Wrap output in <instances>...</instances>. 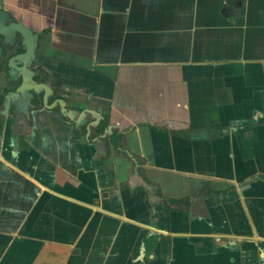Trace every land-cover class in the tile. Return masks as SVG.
<instances>
[{
  "label": "crops",
  "instance_id": "0c3cea01",
  "mask_svg": "<svg viewBox=\"0 0 264 264\" xmlns=\"http://www.w3.org/2000/svg\"><path fill=\"white\" fill-rule=\"evenodd\" d=\"M0 7L53 89L0 88V264H264V0Z\"/></svg>",
  "mask_w": 264,
  "mask_h": 264
},
{
  "label": "water",
  "instance_id": "95a60500",
  "mask_svg": "<svg viewBox=\"0 0 264 264\" xmlns=\"http://www.w3.org/2000/svg\"><path fill=\"white\" fill-rule=\"evenodd\" d=\"M9 19V13L0 8V35L3 36L6 42L14 43L15 38L19 35L23 43L24 52L16 54L9 59V65L20 62V65L16 66V70L21 74V83L18 88L6 95L7 103L10 102L11 97L16 102L19 111L27 112L26 105L27 101L32 97V92H38L41 87L45 89V104L47 105L48 93L51 92V87L45 83H38L35 81V72L31 68L32 63L36 60V50L38 45L39 33L34 31L33 28L29 27L22 21L12 20L6 22ZM12 40V41H11ZM21 105V106H20ZM61 107L63 111L69 112L65 109V101H61Z\"/></svg>",
  "mask_w": 264,
  "mask_h": 264
},
{
  "label": "flooded vegetation",
  "instance_id": "af4514ba",
  "mask_svg": "<svg viewBox=\"0 0 264 264\" xmlns=\"http://www.w3.org/2000/svg\"><path fill=\"white\" fill-rule=\"evenodd\" d=\"M0 8L9 13V19L6 22H10V21L14 20V18H12V13L9 10L2 8V7H0ZM20 43L22 44L21 37L19 35L15 38L14 43L10 44L8 42V45H10V48L9 47L8 48L10 50H9V57L7 58V65L10 66L9 67L10 72H8V74H7L8 76L6 77L7 78L6 79V86H9L8 87L9 90H7V92L5 93L6 95L14 92L18 88L19 84L21 83V74H18L19 72L16 70V66L20 65V62L17 61L15 66L13 65V63L11 65H9V59H11L16 54H21L22 52H24L23 44H22L23 50H18ZM37 47H38V45H37ZM36 55H37V50H36ZM31 68L35 72V76H34L35 81L38 83L45 82L42 79H40V77H39L40 68H34L32 65H31ZM7 71H8V69H7ZM52 93H53V89L51 88V92L48 93L47 101L49 100V97ZM5 94H4V96H5ZM31 95H32V97L30 96V98L27 101V105H26L27 112L26 113L19 111V109H21V108L18 107L19 105L16 104V102L13 100V97H11L10 102L12 103L13 107H15L16 110H18L21 113L28 114V116H29V115H32V110L34 109V106L36 105V103H38V105L45 103V89H44V87H41L38 92H32ZM3 99H4V97H3ZM56 100H58V98H56Z\"/></svg>",
  "mask_w": 264,
  "mask_h": 264
},
{
  "label": "rangeland",
  "instance_id": "374dc122",
  "mask_svg": "<svg viewBox=\"0 0 264 264\" xmlns=\"http://www.w3.org/2000/svg\"><path fill=\"white\" fill-rule=\"evenodd\" d=\"M18 19H20V18H18ZM3 38L4 37L0 35V71H2V73H3V74L1 73V76H0V88H1V86H3V83H5V79H6L5 74H4L3 71H5V65H6V62H7V60H6L7 59V52H8L7 51V46H5V45H8V43L7 44H5V43L3 44L4 40H6L5 38L4 39ZM9 43L12 44L11 42H9ZM34 64H35V61H34V63H32V66H36L37 65V64H35V65ZM106 71L109 72V70H106ZM110 73H113L112 78H115L116 76L114 75V73H117V70L113 69L112 72H110ZM112 91H113L112 94H115V97H116V95L119 94V92H120V86L119 85L118 86L114 85ZM129 93L132 96L127 98L128 101L133 102V103L136 104V102H138L137 95H135L133 92L127 91V95ZM122 94H125V93L123 92Z\"/></svg>",
  "mask_w": 264,
  "mask_h": 264
},
{
  "label": "trees",
  "instance_id": "16d2710c",
  "mask_svg": "<svg viewBox=\"0 0 264 264\" xmlns=\"http://www.w3.org/2000/svg\"><path fill=\"white\" fill-rule=\"evenodd\" d=\"M23 44V43H22ZM22 44L20 43V46H19V49L18 50H23V48H22ZM5 46H7V47H9L10 48V45H5ZM9 56V55H8Z\"/></svg>",
  "mask_w": 264,
  "mask_h": 264
}]
</instances>
